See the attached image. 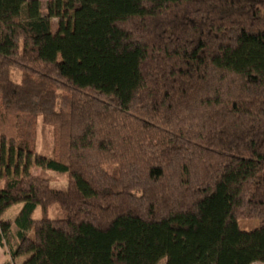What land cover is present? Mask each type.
Masks as SVG:
<instances>
[{"label":"trees","instance_id":"trees-1","mask_svg":"<svg viewBox=\"0 0 264 264\" xmlns=\"http://www.w3.org/2000/svg\"><path fill=\"white\" fill-rule=\"evenodd\" d=\"M0 246L264 264V0H0Z\"/></svg>","mask_w":264,"mask_h":264},{"label":"rangeland","instance_id":"rangeland-1","mask_svg":"<svg viewBox=\"0 0 264 264\" xmlns=\"http://www.w3.org/2000/svg\"><path fill=\"white\" fill-rule=\"evenodd\" d=\"M27 1V0H26ZM41 3V7H42V12L43 14L46 13V6L48 4V2L50 0H39ZM57 19L53 18L51 19L52 25L54 26L56 23ZM42 133V134H41ZM47 136L48 139V135L45 134L43 135V132H41V129H39V133H38V139H37V149L41 152H46V146L49 145L48 141L45 140ZM38 169L34 170L35 173H38ZM44 176H46L48 179H50V184L52 187L54 188H60V189H65L67 187V176L64 174H58V173H53V172H49L46 171L44 172ZM21 204H16L11 206L3 215L4 219L7 218H13L16 213L18 212V210L20 209ZM48 216L49 218H62L64 217L63 212L61 211L59 205L53 203L49 206L48 209ZM33 217L34 218H39L40 217V211L37 208L34 213H33ZM258 221L255 219H245V220H239L238 221V225L242 230H252L254 228H256L258 226ZM24 260V257L21 258H17L16 262H12V264H21ZM166 259H161L158 264H165ZM253 264H263V263H259V262H255Z\"/></svg>","mask_w":264,"mask_h":264},{"label":"crops","instance_id":"crops-1","mask_svg":"<svg viewBox=\"0 0 264 264\" xmlns=\"http://www.w3.org/2000/svg\"><path fill=\"white\" fill-rule=\"evenodd\" d=\"M10 219V218H7ZM12 219V218H11ZM17 259L12 261L10 255L7 253V251L0 246V264H12V262H16Z\"/></svg>","mask_w":264,"mask_h":264}]
</instances>
